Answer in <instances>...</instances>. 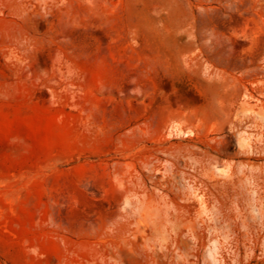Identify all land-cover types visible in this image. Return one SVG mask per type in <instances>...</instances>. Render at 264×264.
Listing matches in <instances>:
<instances>
[{"label": "rangeland", "instance_id": "rangeland-1", "mask_svg": "<svg viewBox=\"0 0 264 264\" xmlns=\"http://www.w3.org/2000/svg\"><path fill=\"white\" fill-rule=\"evenodd\" d=\"M0 264H264V0H0Z\"/></svg>", "mask_w": 264, "mask_h": 264}, {"label": "bare ground", "instance_id": "bare-ground-1", "mask_svg": "<svg viewBox=\"0 0 264 264\" xmlns=\"http://www.w3.org/2000/svg\"><path fill=\"white\" fill-rule=\"evenodd\" d=\"M211 256V255H210ZM212 257V256H211Z\"/></svg>", "mask_w": 264, "mask_h": 264}]
</instances>
